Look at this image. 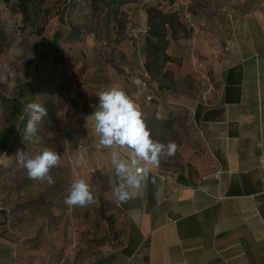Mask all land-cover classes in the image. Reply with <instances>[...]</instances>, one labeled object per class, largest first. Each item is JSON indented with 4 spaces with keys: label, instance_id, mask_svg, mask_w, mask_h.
I'll return each instance as SVG.
<instances>
[{
    "label": "rangeland",
    "instance_id": "1",
    "mask_svg": "<svg viewBox=\"0 0 264 264\" xmlns=\"http://www.w3.org/2000/svg\"><path fill=\"white\" fill-rule=\"evenodd\" d=\"M238 1L78 0L67 11L68 0H41L24 21L16 0H0V138L21 130L14 153L2 158L0 149V234L11 264H105L123 247L110 159L111 151L121 159L122 148L101 146L88 117L101 90L120 87L145 107L143 117L173 120L172 133L159 140L177 145L172 156L162 154L164 169L188 176L205 169L189 108L209 92L204 50L220 44L222 20ZM150 7L177 13L192 30L187 39L168 37L166 54L175 61L158 62L171 72L169 79L155 81L145 69ZM45 102L56 105L54 114L41 119L34 135L22 131L27 106ZM46 147L60 154L49 172L52 184L28 178L17 156H35ZM77 179L90 185L93 202L69 207L64 201Z\"/></svg>",
    "mask_w": 264,
    "mask_h": 264
},
{
    "label": "crops",
    "instance_id": "2",
    "mask_svg": "<svg viewBox=\"0 0 264 264\" xmlns=\"http://www.w3.org/2000/svg\"><path fill=\"white\" fill-rule=\"evenodd\" d=\"M224 18L220 44L204 50L209 92L189 108L208 163L191 176L151 165L128 186L124 244L105 264H264V0H240ZM19 133L1 136L2 158ZM0 264H11L1 234Z\"/></svg>",
    "mask_w": 264,
    "mask_h": 264
},
{
    "label": "clouds",
    "instance_id": "3",
    "mask_svg": "<svg viewBox=\"0 0 264 264\" xmlns=\"http://www.w3.org/2000/svg\"><path fill=\"white\" fill-rule=\"evenodd\" d=\"M98 103L93 106L88 116L98 136V142L105 148L113 145L131 150L130 162L120 159L118 153L110 152L111 163L120 183L114 187L113 194L118 201H126L130 193L128 186L140 187L146 180L151 165H157L162 154L172 156L177 148L174 142L167 145L154 141L147 129L142 112L128 94L120 87L112 86L101 90L96 95ZM26 132L34 135L36 126L47 115L40 104H29ZM20 164L27 170V176L33 180H47L53 183L50 170L60 163V154L51 148H44L39 154L32 156L20 152L17 154ZM144 162L142 171H137L140 162ZM93 202L90 185L84 179L75 180L68 189L64 203L69 207L86 206Z\"/></svg>",
    "mask_w": 264,
    "mask_h": 264
},
{
    "label": "trees",
    "instance_id": "4",
    "mask_svg": "<svg viewBox=\"0 0 264 264\" xmlns=\"http://www.w3.org/2000/svg\"><path fill=\"white\" fill-rule=\"evenodd\" d=\"M40 1L41 0H16L18 12L22 14L24 21L30 20L33 7ZM77 1L78 0H68L67 11L72 9L71 7L76 6L78 4ZM147 15L149 30L145 39V69L153 76L155 81H157L159 77L169 79L171 72L165 71L164 67L158 62L160 58H163V64L175 61L172 56L166 54L169 44L168 37L173 40H178L180 38L187 39L190 38L192 30L180 20L179 15L175 12L165 13L159 7H150L147 9ZM73 30H75V27H73ZM60 37L61 33L56 32L54 40L58 41ZM54 51L56 53L59 52V47L57 45L54 47ZM42 106L46 109L47 113L54 114L56 105L53 102H45ZM143 118L147 129L150 131L151 138L154 141H161L165 139L167 134L172 133V119H159L155 115ZM27 123L28 122L24 119L23 124L25 125L22 131H26ZM0 143L2 145L5 144L3 141H0ZM8 152L9 150L6 151V153ZM12 153H10V155Z\"/></svg>",
    "mask_w": 264,
    "mask_h": 264
},
{
    "label": "built area",
    "instance_id": "5",
    "mask_svg": "<svg viewBox=\"0 0 264 264\" xmlns=\"http://www.w3.org/2000/svg\"><path fill=\"white\" fill-rule=\"evenodd\" d=\"M142 85H143L144 87L146 86L145 83H143ZM153 98H154L153 96H150V95L148 96V95H147V98H146V99H147L148 101H152ZM142 169H143V167H142L141 165H139L137 171H142ZM0 210H1V208H0Z\"/></svg>",
    "mask_w": 264,
    "mask_h": 264
},
{
    "label": "water",
    "instance_id": "6",
    "mask_svg": "<svg viewBox=\"0 0 264 264\" xmlns=\"http://www.w3.org/2000/svg\"><path fill=\"white\" fill-rule=\"evenodd\" d=\"M0 212H1V210H0ZM3 214H5L4 212H2Z\"/></svg>",
    "mask_w": 264,
    "mask_h": 264
}]
</instances>
